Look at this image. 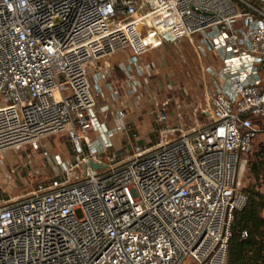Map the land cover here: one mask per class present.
Masks as SVG:
<instances>
[{
	"label": "built area",
	"instance_id": "built-area-1",
	"mask_svg": "<svg viewBox=\"0 0 264 264\" xmlns=\"http://www.w3.org/2000/svg\"><path fill=\"white\" fill-rule=\"evenodd\" d=\"M196 36L220 57L207 108L151 94L147 147L131 118L156 69L143 57ZM262 133L264 0H0V164L54 135L73 146L0 204V264H227Z\"/></svg>",
	"mask_w": 264,
	"mask_h": 264
},
{
	"label": "rangeland",
	"instance_id": "rangeland-1",
	"mask_svg": "<svg viewBox=\"0 0 264 264\" xmlns=\"http://www.w3.org/2000/svg\"><path fill=\"white\" fill-rule=\"evenodd\" d=\"M198 37L184 38L176 43H163L160 47L144 55L143 61L153 63L155 71L150 75L147 84L148 91L140 105L135 107L131 118L137 123L142 144L149 147L160 141L162 126L153 120L150 111L154 108L151 94L162 101L170 100V109L176 110L178 101L185 103L187 111L194 106L206 109L208 105L207 92L210 90V77L205 75L204 67L208 64H217L220 57L217 53L200 54L196 49ZM199 125L208 123L207 115L198 113ZM189 122V120L187 119ZM264 143V133L257 136L253 153L249 160ZM116 144L120 146L117 138ZM126 153L133 149L125 142ZM44 148L34 151L31 147L7 153L4 163L0 164V204L5 201L18 199L29 195L37 185L44 180L56 177L54 156H60L64 161L73 154V146L65 135H54L42 140ZM243 189L262 185L248 169L243 175ZM77 216L83 218L81 209Z\"/></svg>",
	"mask_w": 264,
	"mask_h": 264
},
{
	"label": "trees",
	"instance_id": "trees-1",
	"mask_svg": "<svg viewBox=\"0 0 264 264\" xmlns=\"http://www.w3.org/2000/svg\"><path fill=\"white\" fill-rule=\"evenodd\" d=\"M246 169L262 185L245 189L246 204L234 214L227 264H264V143L248 159Z\"/></svg>",
	"mask_w": 264,
	"mask_h": 264
},
{
	"label": "water",
	"instance_id": "water-1",
	"mask_svg": "<svg viewBox=\"0 0 264 264\" xmlns=\"http://www.w3.org/2000/svg\"><path fill=\"white\" fill-rule=\"evenodd\" d=\"M140 143H141V142H140ZM91 165H92L94 168H98V165L95 164V163H93V162H91Z\"/></svg>",
	"mask_w": 264,
	"mask_h": 264
}]
</instances>
